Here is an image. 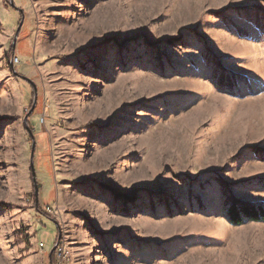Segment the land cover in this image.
I'll use <instances>...</instances> for the list:
<instances>
[{
    "label": "rangeland",
    "instance_id": "1",
    "mask_svg": "<svg viewBox=\"0 0 264 264\" xmlns=\"http://www.w3.org/2000/svg\"><path fill=\"white\" fill-rule=\"evenodd\" d=\"M13 1L0 264H50L59 237L71 264H264V221L228 215L264 209V0Z\"/></svg>",
    "mask_w": 264,
    "mask_h": 264
},
{
    "label": "trees",
    "instance_id": "2",
    "mask_svg": "<svg viewBox=\"0 0 264 264\" xmlns=\"http://www.w3.org/2000/svg\"><path fill=\"white\" fill-rule=\"evenodd\" d=\"M23 15V13H21ZM29 122L27 121L26 125L28 126ZM257 150V149H256ZM103 188H106L111 192L115 198L118 200H123L128 197L116 194L110 187L101 185ZM131 200V199H128ZM229 220L233 225H241L245 220L261 222L264 221V209H256L251 205H244L241 209H237V206L234 204L228 211Z\"/></svg>",
    "mask_w": 264,
    "mask_h": 264
},
{
    "label": "water",
    "instance_id": "3",
    "mask_svg": "<svg viewBox=\"0 0 264 264\" xmlns=\"http://www.w3.org/2000/svg\"><path fill=\"white\" fill-rule=\"evenodd\" d=\"M10 5H11L12 8H14V9H16V10H18V11L21 12L20 9H18L17 7H15V4H14V1H13V0H11ZM23 24H24V17H23L22 21L20 22L19 27H18V29H17V31H16V35H15L14 42H13V46H14V47H15V45H16V43H17L18 36H19V34H20V32H21V29H22V27H23ZM15 75H18V74L15 73ZM24 79H25L27 82H29V83H31V84L33 85V83H32L29 79H26V78H24ZM34 88H35V87H34ZM35 92H36V88H35ZM36 94H37V93H36ZM36 94H35V100H36ZM34 107H35V104H34L32 110L34 109ZM32 110H31L30 112H32ZM27 120H28V116H26L25 119H24L25 123L27 122ZM28 131H29V134H30V136H31V138H32L31 172H32V177H33V184H34V188H35V193H36V197H37V196H38V191H39V185H38V183H37L36 172H35V166H34V157H35V150H36V141H35V137H34L33 131H31V130H29V129H28ZM60 239H61V238L59 237L58 241H59ZM56 246H57V243H56V245L54 246V248L52 249V251L50 252V257H52V255H53V253H54V251H55Z\"/></svg>",
    "mask_w": 264,
    "mask_h": 264
},
{
    "label": "built area",
    "instance_id": "4",
    "mask_svg": "<svg viewBox=\"0 0 264 264\" xmlns=\"http://www.w3.org/2000/svg\"><path fill=\"white\" fill-rule=\"evenodd\" d=\"M40 246L42 249L45 248V245L43 243H41ZM51 264H71L70 247L62 239L57 242V246L52 255Z\"/></svg>",
    "mask_w": 264,
    "mask_h": 264
},
{
    "label": "crops",
    "instance_id": "5",
    "mask_svg": "<svg viewBox=\"0 0 264 264\" xmlns=\"http://www.w3.org/2000/svg\"><path fill=\"white\" fill-rule=\"evenodd\" d=\"M249 100H254V103H256L257 101H261L264 100V93H257V94H253L252 97ZM258 111L255 109H252L250 111H247L245 115L246 120L251 123V121H253V119H256V117H258V115H261V113L264 116V110L261 111L260 108L258 107ZM52 260V259H51ZM51 264V261H50Z\"/></svg>",
    "mask_w": 264,
    "mask_h": 264
},
{
    "label": "bare ground",
    "instance_id": "6",
    "mask_svg": "<svg viewBox=\"0 0 264 264\" xmlns=\"http://www.w3.org/2000/svg\"><path fill=\"white\" fill-rule=\"evenodd\" d=\"M186 120H189V118H185V121H186ZM185 121H184V122H185Z\"/></svg>",
    "mask_w": 264,
    "mask_h": 264
}]
</instances>
